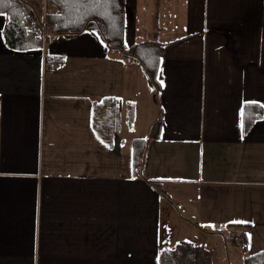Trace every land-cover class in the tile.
Masks as SVG:
<instances>
[{"label": "crops", "instance_id": "obj_1", "mask_svg": "<svg viewBox=\"0 0 264 264\" xmlns=\"http://www.w3.org/2000/svg\"><path fill=\"white\" fill-rule=\"evenodd\" d=\"M126 8L127 47L165 46L159 91L94 30L11 50L0 14V264H159L199 233L206 264L229 236L240 264L264 250V0ZM246 104L262 115L244 133Z\"/></svg>", "mask_w": 264, "mask_h": 264}, {"label": "trees", "instance_id": "obj_2", "mask_svg": "<svg viewBox=\"0 0 264 264\" xmlns=\"http://www.w3.org/2000/svg\"><path fill=\"white\" fill-rule=\"evenodd\" d=\"M47 2L55 4L60 10L59 14L49 11L46 16L47 39L57 36H76L88 30H94L108 49L119 51L135 59L155 90L159 91L160 69L165 46L154 41H145L131 47L124 44L126 0H47ZM0 14L7 17L2 35L9 49L24 51L41 48V40L34 37L29 30L32 23L42 18L40 5L34 6L29 0H0ZM104 104L110 109L106 118L111 114L114 115V124L112 120L108 128H115L118 114L116 106H113L110 100L104 101ZM261 115L262 109L259 105L246 104L243 110V132L247 133ZM95 120L97 124V119ZM101 123L103 126V119ZM159 130L160 123L154 126L151 136L156 137ZM144 149L145 144L142 139L133 141L132 168L136 173H139L141 169ZM200 255V247L181 243L177 249L160 255L159 264H206V257L203 256L205 257L203 258ZM244 264H264V250L247 255Z\"/></svg>", "mask_w": 264, "mask_h": 264}, {"label": "rangeland", "instance_id": "obj_3", "mask_svg": "<svg viewBox=\"0 0 264 264\" xmlns=\"http://www.w3.org/2000/svg\"><path fill=\"white\" fill-rule=\"evenodd\" d=\"M29 1L34 6H38L41 1L43 2V0H29ZM41 13H42V10H41ZM122 123L124 124L123 119H122ZM95 128L99 132L100 128H99L98 123L96 124ZM174 207L179 208L180 206H177V205L174 204ZM162 232H163L162 233V235H163V234H165L167 232V230L165 228H162ZM229 235H238V234L237 233H230ZM202 236L203 235L201 233H199L198 234L199 241L197 242V244H195V246H193V245L192 246L193 247H200V251H201L200 257L201 256L202 257L203 256L206 257V250L208 248H210V245L208 246L207 243L211 242L212 239L207 240L206 244H205V242L203 241V239H204L203 237L204 236L203 237ZM229 237H231V236H229ZM172 244L174 246L175 243L173 242ZM226 244H227V248L225 247V250L228 249L231 253L227 254V251H226V257H224L223 255L220 254V257L218 258L217 254H216V252H217L216 249L217 248H213V246H212L211 250H209V253H210L209 255L211 257V261H212V257H213V259L216 260V261H214L215 264H228L229 261H230V264H240V261L242 259V253H241L242 251H240L239 248L237 246L233 245V244H229V243H226ZM216 245L218 247L222 248V242L221 243L217 242ZM205 257H203V258H205ZM222 257H224V263L222 261L219 262V260H218V259L221 260Z\"/></svg>", "mask_w": 264, "mask_h": 264}, {"label": "built area", "instance_id": "obj_4", "mask_svg": "<svg viewBox=\"0 0 264 264\" xmlns=\"http://www.w3.org/2000/svg\"><path fill=\"white\" fill-rule=\"evenodd\" d=\"M49 11L55 14L60 13V10L55 4L48 3L47 0H43L42 18H40L37 22L32 23L29 27L30 33L43 42H45L48 36V23L46 16ZM228 242L237 246L242 252H245L248 249V243L241 236H231L228 238Z\"/></svg>", "mask_w": 264, "mask_h": 264}]
</instances>
